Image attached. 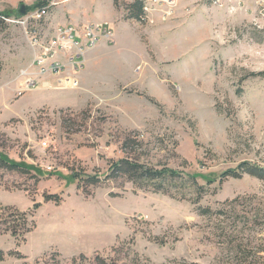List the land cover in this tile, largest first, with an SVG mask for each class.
Masks as SVG:
<instances>
[{
	"label": "rangeland",
	"instance_id": "374dc122",
	"mask_svg": "<svg viewBox=\"0 0 264 264\" xmlns=\"http://www.w3.org/2000/svg\"><path fill=\"white\" fill-rule=\"evenodd\" d=\"M132 1L118 0L121 38L116 25L100 23L113 31L107 47L91 58L104 38L60 49L52 57L59 71L36 66L38 49L21 24L0 26V154L33 167L0 168V205L34 213L36 221L24 241L0 234V264H263L264 180L221 178L245 161L264 165V0H146V21L124 18ZM38 2L0 0V14L14 19L21 5L32 10ZM101 2L111 17L114 1ZM32 59L37 71L23 77L25 96L11 101L1 88ZM82 87L80 107L34 108L46 99L38 89L71 96ZM133 131L141 146L124 152ZM126 154L196 175L204 185L200 202L188 186L174 189L187 193L178 199L123 175L109 178L111 160ZM77 173L99 180L79 186ZM234 199L226 210L235 213L215 214Z\"/></svg>",
	"mask_w": 264,
	"mask_h": 264
},
{
	"label": "trees",
	"instance_id": "16d2710c",
	"mask_svg": "<svg viewBox=\"0 0 264 264\" xmlns=\"http://www.w3.org/2000/svg\"><path fill=\"white\" fill-rule=\"evenodd\" d=\"M114 5L117 9H119L118 0H113ZM145 1L146 0H134L125 5V15L126 19H136L141 21H146V12H145ZM43 2L39 1L36 3V7L42 5ZM27 11L31 10L30 7L26 8ZM5 17L7 15L0 14V26L5 23ZM3 65L0 61V70ZM257 73H253L256 75ZM262 74V73H259ZM141 133L139 131H133L129 136L125 138L123 143V150L128 149L134 145L141 146L140 136ZM0 168H7L9 170H19L24 172H30L32 166L24 165L20 162L11 161L3 154H0ZM243 174H250L252 176L258 177L264 180V165H258L251 162H242L237 168L228 169L225 171L221 178V183L223 180L229 177H241ZM126 176L130 181L134 183V185L138 188L153 190L155 192H162L165 194H169L170 196L178 199H187V193L185 190L180 189L181 191L175 192L174 189L178 187L180 184L182 187H190L194 188V190L199 194L196 198H194V202H200V197L202 194V190L204 189V185H200L197 180L196 175L187 174L186 176L182 171L169 167L167 165H163L162 167H157L142 161V159L138 157H134L126 154L124 157L118 160H111L110 164V177L116 178L118 176ZM35 176L39 175L35 173ZM72 177L76 178L79 182L85 181L86 183L95 184L98 182L99 178L97 175H87L83 177L79 173L74 174ZM55 200L59 201L58 196L56 195H47L46 200ZM237 202V199L226 201L223 204L221 209L215 211L219 217L227 215L229 212H234L235 209L232 208L226 210L228 205H234ZM40 204H36L35 207L38 208ZM200 212L202 214H209L212 212L210 207H201ZM36 226V221L34 219V213H30L27 211L19 210L13 206H4L0 205V234L10 233L13 237H15L19 241L26 240V234L30 232ZM9 255L15 256L17 258L24 259L26 258L20 251H10ZM97 258H100L98 256ZM264 259V257H263ZM6 260V253L0 249V263ZM264 264V260H263Z\"/></svg>",
	"mask_w": 264,
	"mask_h": 264
},
{
	"label": "crops",
	"instance_id": "0c3cea01",
	"mask_svg": "<svg viewBox=\"0 0 264 264\" xmlns=\"http://www.w3.org/2000/svg\"><path fill=\"white\" fill-rule=\"evenodd\" d=\"M236 2H244L245 4L247 3H253L254 0H235ZM256 1V0H255ZM27 4V3H25ZM114 5V2H113ZM27 7V5H26ZM30 11V10H29ZM108 11L109 7L106 5L102 4L101 0H90L88 2H85L83 0H59V4L55 6L46 21L43 23L42 28H43V33L46 35H53L55 32H57V29L59 27H64V26H70L73 25L79 29V33L81 35L82 29L85 25L87 24H94V23H103V22H110L111 25L114 24L116 25V33H119L120 28H124L126 24L121 17L118 14V11L114 5V11H112V16H108ZM28 12V11H27ZM21 16V15H19ZM122 23V25H120ZM122 26V27H121ZM120 34V33H119ZM118 34V37L121 38ZM104 47H107V42L105 39L101 41L99 44V47L96 49L88 51V58H91L93 55V51L101 50L104 49ZM33 48V47H32ZM36 48H33V51H35ZM75 48H73L74 50ZM57 56L59 59H66L65 53L58 52ZM35 57V56H34ZM79 57V56H78ZM87 58V59H88ZM35 59V58H33ZM33 59L29 63V66H26L25 68L20 70V74H17L13 79H10L5 86L1 88L3 93H9L11 96V101H18L21 100L24 96L25 93H23V87L22 83H24V76L25 75H32V73H35L37 69H34V65L31 66ZM69 66V65H68ZM31 68H33L31 70ZM70 68V66H69ZM25 72L26 74L24 75ZM73 69H71V73H74ZM76 73L83 79L85 77V71H76ZM46 77L48 74H45ZM26 81V80H25ZM84 81V80H83ZM51 85V81L49 82ZM54 87V86H52ZM25 92V91H24ZM36 92H46L42 93L41 96L44 99V101L41 102L40 105L34 106V108H39L45 105L52 106V107H57V108H63V107H80L81 104H84V98L85 95V88L82 87L81 90L74 92L71 96L67 94L68 92H64L61 90H56V89H49V88H41L38 89ZM7 93V94H8ZM39 94V93H38ZM78 98V99H77ZM65 101V102H62ZM65 103V104H64ZM31 106H26L23 108V110H19L18 112L13 113L10 115V118H19L22 117V115L30 109Z\"/></svg>",
	"mask_w": 264,
	"mask_h": 264
},
{
	"label": "built area",
	"instance_id": "2783aa9c",
	"mask_svg": "<svg viewBox=\"0 0 264 264\" xmlns=\"http://www.w3.org/2000/svg\"><path fill=\"white\" fill-rule=\"evenodd\" d=\"M43 2L35 9L28 11L25 15L17 18L5 17L6 21L21 24L29 37L30 44L33 48L38 49L35 55V63L45 64V72L49 69L59 71L61 68L60 61H52L55 52L67 49L76 48L82 50L87 45H93L98 42L100 38L112 40L113 31L107 25H88L82 29L80 35L79 29L73 25L59 27L57 32L49 36L43 33L42 25L48 18L51 10L59 4V0H39ZM217 3L218 0H213ZM42 56H49V63H42ZM41 72V73H45ZM24 75L26 74L23 72Z\"/></svg>",
	"mask_w": 264,
	"mask_h": 264
},
{
	"label": "water",
	"instance_id": "95a60500",
	"mask_svg": "<svg viewBox=\"0 0 264 264\" xmlns=\"http://www.w3.org/2000/svg\"><path fill=\"white\" fill-rule=\"evenodd\" d=\"M18 13H19V15H21V16H23V15H25L26 13H27V9H26V6L23 4V5H21V7L19 8V10H18Z\"/></svg>",
	"mask_w": 264,
	"mask_h": 264
},
{
	"label": "bare ground",
	"instance_id": "6f19581e",
	"mask_svg": "<svg viewBox=\"0 0 264 264\" xmlns=\"http://www.w3.org/2000/svg\"><path fill=\"white\" fill-rule=\"evenodd\" d=\"M147 5H148V4H147ZM147 5H146L145 8H144V9H145V12H146V16H147L148 11H149ZM149 8H151V7H149ZM150 10H151V9H150ZM43 62H44V61H43ZM45 62H46V61H45ZM48 62H49V60H48ZM43 71H44V70H42L41 72H43Z\"/></svg>",
	"mask_w": 264,
	"mask_h": 264
}]
</instances>
